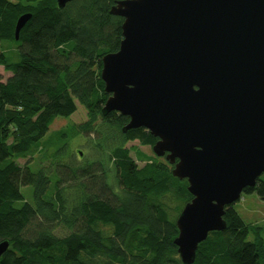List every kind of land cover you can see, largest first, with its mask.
Listing matches in <instances>:
<instances>
[{"label": "trees", "instance_id": "trees-1", "mask_svg": "<svg viewBox=\"0 0 264 264\" xmlns=\"http://www.w3.org/2000/svg\"><path fill=\"white\" fill-rule=\"evenodd\" d=\"M116 1L59 8L56 0H0V41L15 44L0 51L10 73L0 77V242L8 243L0 264H184L174 239L176 218L192 197L187 180L173 176L164 157L138 151L133 158L128 141L152 146L157 138L144 127L123 132L128 116L101 112L109 95L102 57L122 39L123 18L109 12ZM23 13L31 17L16 40ZM77 103L86 120L43 140ZM91 134L86 150L73 153L69 141ZM26 185L31 201L21 193ZM252 192L264 201V182L243 193ZM223 219L225 228L208 234L192 264H264L260 228L233 204Z\"/></svg>", "mask_w": 264, "mask_h": 264}, {"label": "water", "instance_id": "water-1", "mask_svg": "<svg viewBox=\"0 0 264 264\" xmlns=\"http://www.w3.org/2000/svg\"><path fill=\"white\" fill-rule=\"evenodd\" d=\"M109 12L123 18L122 39L102 57L101 112L128 116L123 132L147 129L154 155L187 180L174 243L192 264L264 173V0H117ZM30 17H18L16 40Z\"/></svg>", "mask_w": 264, "mask_h": 264}, {"label": "rangeland", "instance_id": "rangeland-1", "mask_svg": "<svg viewBox=\"0 0 264 264\" xmlns=\"http://www.w3.org/2000/svg\"><path fill=\"white\" fill-rule=\"evenodd\" d=\"M14 43L0 41V51H8L9 48L14 47ZM14 55V54H13ZM10 76L9 72L4 71L3 67L0 66V77L2 80H5L7 77ZM86 120V110L82 107L79 103H77L76 111L69 117H57L49 127L48 132L43 137L47 139L53 136L54 131L59 130L69 124H80ZM93 134L90 136L81 135L80 137L72 138L69 141V148L73 149V153H76V149L81 151H85V143L86 139L92 137ZM126 146L131 148L130 155L136 159V152L140 151L147 156H153L154 153L152 151V147L149 145H143L139 141H128ZM27 159H18L20 164H24ZM138 164L143 165L142 161H137ZM43 164L45 165L46 162L43 160ZM30 168L33 171H36L35 166L30 163ZM259 181L264 182V173L260 175L258 178ZM21 193L26 201H31L32 199V187L29 185L21 187ZM233 207L238 212L242 220L246 224H254L260 228V236L264 239V201L259 198V196L255 193H242L239 200L233 203ZM58 233L62 234V228H58L56 230ZM255 234L250 231L248 233V240H255Z\"/></svg>", "mask_w": 264, "mask_h": 264}, {"label": "flooded vegetation", "instance_id": "flooded-vegetation-1", "mask_svg": "<svg viewBox=\"0 0 264 264\" xmlns=\"http://www.w3.org/2000/svg\"><path fill=\"white\" fill-rule=\"evenodd\" d=\"M152 147V146H151ZM162 157H164L165 158V156H162ZM173 165V164H172Z\"/></svg>", "mask_w": 264, "mask_h": 264}]
</instances>
